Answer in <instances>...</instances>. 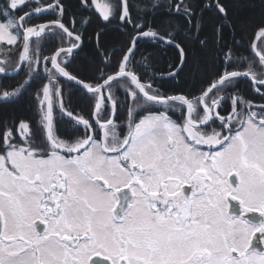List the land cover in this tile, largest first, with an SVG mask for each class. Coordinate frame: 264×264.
Segmentation results:
<instances>
[{
    "label": "snow or ice",
    "instance_id": "6c2138e0",
    "mask_svg": "<svg viewBox=\"0 0 264 264\" xmlns=\"http://www.w3.org/2000/svg\"><path fill=\"white\" fill-rule=\"evenodd\" d=\"M80 5L127 33L118 59L105 27L100 64H76L64 0L0 6V102L35 86L34 117L0 122V264H264V103L237 88L264 100V0ZM146 42L174 53L165 67L137 60Z\"/></svg>",
    "mask_w": 264,
    "mask_h": 264
},
{
    "label": "trees",
    "instance_id": "16d2710c",
    "mask_svg": "<svg viewBox=\"0 0 264 264\" xmlns=\"http://www.w3.org/2000/svg\"><path fill=\"white\" fill-rule=\"evenodd\" d=\"M131 3L135 4L138 0H130ZM198 0H193V3H197ZM4 0H0V6H2ZM64 3L67 5V12L64 17V22L66 25L71 27L70 21L72 18H75V27L77 30L82 31L85 37V44L82 52L80 53L79 59H77V65L89 64V65H99L100 58L95 55V41L88 40L89 36H94L95 32L100 28H107L106 34L102 37V41L104 47L107 49H116V59L119 58L120 52L119 49L123 48L127 42V33L120 30V26L116 24L112 25H105L98 13L94 10L89 11L84 9L80 5V0H64ZM27 10V9H26ZM211 14H206V16H210ZM88 23L85 25L83 23L84 18H89ZM258 18L254 17L253 19ZM156 21L159 23L163 19H165L164 15H157L155 17ZM215 18H212V22L206 23L204 25L203 31L201 33V38L207 37L211 42L213 32L212 28L214 26ZM37 23L42 22V20H37ZM130 32L131 29H128ZM226 38H230V34L228 33L227 29L225 30ZM250 39V38H249ZM51 47V45H49ZM244 55H250V52L247 46L241 50ZM147 53H153L152 60L153 62L160 68L165 67L166 63L170 60V58L174 55L173 52L167 51L163 52L155 47H153L150 43H142L137 51L136 58L140 60L143 55ZM202 55L208 61V67L211 68V53L210 51H206L202 53ZM115 63V60L113 61ZM105 71H111L110 68H106ZM24 74L21 73L19 76H15L14 78H9L3 80V84L9 85L14 87L17 84V81L24 79ZM182 88L191 89L194 93H197L198 89L201 87L200 79L197 77L195 80L186 77L183 83L180 85ZM9 87L7 90H11ZM237 88L239 92L247 99L251 100L253 103L255 102H262L264 100L256 94L252 88L251 82L245 79H241L237 83ZM35 91V86L28 89L27 92H24L18 99L14 102L9 103H2L0 102V122L4 121H17L19 119H29L34 117V109L35 103L33 100V94ZM71 91V103L77 110L82 111L86 116L88 115V107L85 104V101L80 98V94L78 91L74 90V86L67 85L65 92L66 97L68 92ZM123 115V114H121ZM38 119V117H35ZM63 131V129H62Z\"/></svg>",
    "mask_w": 264,
    "mask_h": 264
},
{
    "label": "rangeland",
    "instance_id": "374dc122",
    "mask_svg": "<svg viewBox=\"0 0 264 264\" xmlns=\"http://www.w3.org/2000/svg\"><path fill=\"white\" fill-rule=\"evenodd\" d=\"M259 103H262V102H255V104H259ZM121 114H123V113H121Z\"/></svg>",
    "mask_w": 264,
    "mask_h": 264
},
{
    "label": "water",
    "instance_id": "95a60500",
    "mask_svg": "<svg viewBox=\"0 0 264 264\" xmlns=\"http://www.w3.org/2000/svg\"><path fill=\"white\" fill-rule=\"evenodd\" d=\"M11 76V73L9 74ZM249 81V80H248ZM250 82V81H249Z\"/></svg>",
    "mask_w": 264,
    "mask_h": 264
},
{
    "label": "flooded vegetation",
    "instance_id": "af4514ba",
    "mask_svg": "<svg viewBox=\"0 0 264 264\" xmlns=\"http://www.w3.org/2000/svg\"><path fill=\"white\" fill-rule=\"evenodd\" d=\"M222 114H224V113H222Z\"/></svg>",
    "mask_w": 264,
    "mask_h": 264
}]
</instances>
